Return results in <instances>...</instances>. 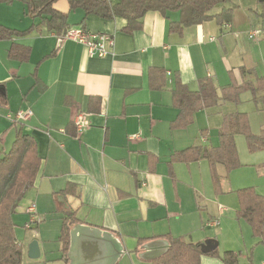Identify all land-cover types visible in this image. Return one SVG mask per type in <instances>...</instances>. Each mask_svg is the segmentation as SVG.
I'll return each mask as SVG.
<instances>
[{
	"label": "crops",
	"instance_id": "obj_1",
	"mask_svg": "<svg viewBox=\"0 0 264 264\" xmlns=\"http://www.w3.org/2000/svg\"><path fill=\"white\" fill-rule=\"evenodd\" d=\"M54 6L68 12L69 26L77 27L84 18L85 30L110 35L113 45L111 54L91 56L86 45L44 26L26 36L0 39V154L9 150L21 127L35 139L40 158L34 183L13 214L24 262L29 243L17 234L14 215L19 211L29 218L27 224L38 218L34 229L40 223L47 228L46 221L60 229L63 216L75 211L79 221L70 229L67 264H150L165 251L167 241L158 237L165 234L182 236L202 249L206 241L215 240L203 230L220 227L228 211L222 206L220 213L218 207L227 198L230 173L217 165L221 179L216 192L205 158L184 163L171 162V156L190 146H217L224 117L244 111L219 99L194 113L192 125L173 129L171 122L178 115L172 104L175 79L196 90L199 79L209 78L219 98L221 87L232 80L254 81L264 74L253 66L254 46L249 43H258L262 35L264 39V30L250 37L234 10L231 21L219 24L212 19L186 26L179 34L168 28L177 21V12L151 10L140 29L127 32L120 16L69 11L67 0H57ZM25 11L18 0L0 3V24L22 31L39 23ZM244 21L250 24L251 19L246 15ZM11 43L30 47L28 59L10 57ZM152 67L164 72L161 89L148 85ZM255 106L263 110L259 102ZM18 111L25 116L12 123L7 114ZM77 115L87 121L79 131ZM68 184L75 186L73 195L61 193ZM32 203L35 216L27 212ZM213 218L219 219L218 225H208ZM140 238L147 239L140 244ZM37 242L40 257L43 243L38 237ZM208 252L203 251L200 264H223ZM61 255L60 250L55 260Z\"/></svg>",
	"mask_w": 264,
	"mask_h": 264
},
{
	"label": "trees",
	"instance_id": "obj_2",
	"mask_svg": "<svg viewBox=\"0 0 264 264\" xmlns=\"http://www.w3.org/2000/svg\"><path fill=\"white\" fill-rule=\"evenodd\" d=\"M13 0H0V3ZM25 4V15L39 18L37 24H32L25 30H16L0 24V39H11L14 36H26L32 31L44 26L48 31L63 37L69 26L68 12L55 8L57 0H18ZM231 0H67L69 11L80 8L85 15L95 14L101 18L120 16L126 20L124 31L132 32L140 29L142 18L148 11H159L163 15L167 12H177V21L169 22V30L181 34L184 27L200 24L214 19L217 23L232 20V7H225ZM260 15L264 16V0H261ZM220 8L219 11L217 9ZM84 18L77 27L85 28ZM30 54V47L11 43L8 55L19 61H25ZM53 52L45 55L51 56ZM241 68V72H244ZM164 72L156 67L147 71L150 88L161 89L164 86ZM248 90L255 103L259 102L264 109V75L256 76L254 81L245 80L240 83L232 80L228 85L221 87L220 98L217 95L213 82L209 78L198 80V88L190 90L175 79L172 90V104L178 109V115L171 122V128L185 127L192 123L193 114L204 108L216 105L219 99L237 102L239 93ZM244 134L248 148L251 151L264 148V128L257 134L249 130L246 114L235 112L224 117V123L219 132L217 146L201 147L190 146L173 153L171 162L189 163L205 158L209 165L210 176L214 190L220 188V175L217 165L222 164L228 175L234 168L240 166L238 151L235 143V134ZM40 167V158L37 154L35 139L21 127L18 129L15 140L8 151L0 154V264H24V247L17 240L14 229L13 214L17 203L23 198L26 191L33 185ZM64 195H73L75 186L68 184L62 191ZM239 206L236 218L244 220L251 228L252 236L264 246V195L258 193L253 186L236 189ZM79 220L75 211H70L62 218L60 233L57 238L60 243L61 259L67 264L69 234L73 224ZM167 241V247L159 256L152 258L150 264H200L203 254L199 243L187 241L184 237H173L170 234L158 236ZM147 238H140L141 244ZM217 257L223 264H247L239 261L238 253L232 250L223 251L221 255L216 249L208 252Z\"/></svg>",
	"mask_w": 264,
	"mask_h": 264
},
{
	"label": "rangeland",
	"instance_id": "obj_3",
	"mask_svg": "<svg viewBox=\"0 0 264 264\" xmlns=\"http://www.w3.org/2000/svg\"><path fill=\"white\" fill-rule=\"evenodd\" d=\"M261 4V0H232L227 3L233 9L232 15L234 10L241 14L239 18L243 22V28L250 32L255 30L257 33H260V29L264 30V16L260 15ZM246 15L251 19L250 24L244 21ZM262 37L263 35L260 36V43L253 41L249 43L250 41H248L249 44L254 46L252 51L253 66L259 75L264 74V39ZM226 104L233 106L238 111H244L243 113L246 114L248 120L249 130L253 134L259 133L264 128V109L256 108L252 95L248 90L239 93L237 102L226 101ZM193 123L194 120L189 126ZM236 144L241 164L230 172V176L226 181L225 191L228 192L225 193L227 195L226 200L219 201V206L227 207L228 211L221 216L222 225L220 227L214 229L208 227L203 232L210 237L208 239H215L214 242L216 246L218 245L217 253L219 255L222 254L226 247H230L238 253L239 260L242 263L261 264L264 261V246L256 243L250 226L244 220L236 218V209L239 206L236 189L253 186L257 192L263 191L262 193H264V148L255 151L249 150L245 135L240 133L236 135ZM29 198L30 195L25 196L24 202L22 201L23 203L21 204H24ZM34 218H37V216ZM34 220H38V218ZM223 220L230 223L224 225ZM14 221L18 223V236L23 237L26 244L33 240L37 241V237L43 243L41 256L37 259L26 258L24 264H64L62 259L55 260L60 256L59 244L56 241L60 230L58 224L55 226L56 223L54 221H46L47 228H44L41 223L37 229L32 228L34 223L30 224L31 227L28 228L26 224L29 218L26 220V216L21 211L14 215ZM223 225L225 229L222 232ZM216 233L218 235L213 237ZM217 256L215 255L214 257Z\"/></svg>",
	"mask_w": 264,
	"mask_h": 264
},
{
	"label": "built area",
	"instance_id": "obj_4",
	"mask_svg": "<svg viewBox=\"0 0 264 264\" xmlns=\"http://www.w3.org/2000/svg\"><path fill=\"white\" fill-rule=\"evenodd\" d=\"M256 34L257 32L254 30L251 32L250 37ZM63 38H70L76 42L86 45L89 55L91 56L96 55L99 57H104L111 54V52L109 51V47L113 45V40L112 37L108 34L89 32L81 27H70L65 30ZM24 116L25 113L23 111H18L15 114H7V118L12 123L21 120ZM74 124L76 129L79 131L84 125H87V121L82 115H77L74 120ZM218 209L220 213L224 210L221 206H219ZM27 212L31 216H34L35 205L33 203L27 207ZM31 222L34 223L35 220H32ZM218 224V218H213V220L208 222V225L212 226H216ZM27 227H30V223L27 224ZM261 264H264V261H262Z\"/></svg>",
	"mask_w": 264,
	"mask_h": 264
},
{
	"label": "water",
	"instance_id": "obj_5",
	"mask_svg": "<svg viewBox=\"0 0 264 264\" xmlns=\"http://www.w3.org/2000/svg\"><path fill=\"white\" fill-rule=\"evenodd\" d=\"M215 247L216 243L214 242V240H208L204 245H202V251H211L215 249ZM27 255L31 259H36L39 257L40 251L38 242L36 240H33L28 244Z\"/></svg>",
	"mask_w": 264,
	"mask_h": 264
}]
</instances>
